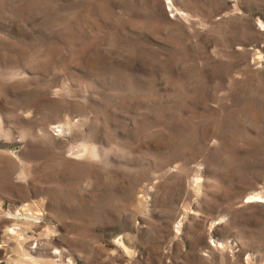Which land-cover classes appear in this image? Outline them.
Instances as JSON below:
<instances>
[{"label":"rangeland","instance_id":"obj_1","mask_svg":"<svg viewBox=\"0 0 264 264\" xmlns=\"http://www.w3.org/2000/svg\"><path fill=\"white\" fill-rule=\"evenodd\" d=\"M0 264H264V0H0Z\"/></svg>","mask_w":264,"mask_h":264},{"label":"bare ground","instance_id":"obj_2","mask_svg":"<svg viewBox=\"0 0 264 264\" xmlns=\"http://www.w3.org/2000/svg\"><path fill=\"white\" fill-rule=\"evenodd\" d=\"M256 196H252V199H254Z\"/></svg>","mask_w":264,"mask_h":264}]
</instances>
